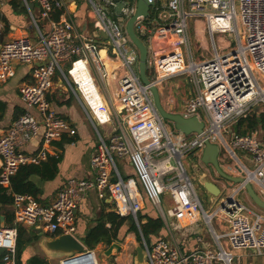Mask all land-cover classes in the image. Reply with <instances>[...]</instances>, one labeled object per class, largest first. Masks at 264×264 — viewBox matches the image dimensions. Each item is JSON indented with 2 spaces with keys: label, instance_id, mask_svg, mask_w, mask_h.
<instances>
[{
  "label": "built area",
  "instance_id": "2783aa9c",
  "mask_svg": "<svg viewBox=\"0 0 264 264\" xmlns=\"http://www.w3.org/2000/svg\"><path fill=\"white\" fill-rule=\"evenodd\" d=\"M23 1L31 13L36 38L23 35L0 42L1 81L16 75L14 62L33 65L31 80L20 86L26 111L0 136V187L12 193L14 211L13 225L0 227V248L5 250L1 264H18L20 225L41 224L53 236L76 235L77 211L91 190H97L101 199L110 193L115 212L131 215L140 226L138 214L145 203L139 182L164 216L162 195L171 197L169 216L191 222L203 219L216 244L214 248L186 253L179 244L159 239L151 246L145 245V264H234L236 250L263 254L264 215L238 199L245 185L238 184L227 196L223 193L216 209H206L183 159L187 154L201 157L207 143L217 144L220 163L243 176L264 197L263 130L239 133L229 129L253 112H264V86L256 74L264 77V0H154L149 15H140L134 22L135 33L147 46L152 84L159 87L175 76L188 78L190 96L178 113L186 118L197 116L205 124L202 132L188 135L170 128L156 108L150 85L141 80L139 55L127 32L128 21L137 13L138 0H83L91 5L89 15L100 22L99 29L106 38L86 33L79 24L73 12L78 0ZM30 1L38 4L39 17L30 10ZM119 3L123 5L117 11ZM199 21L211 37L213 51L209 58L195 56L192 48L191 27L195 30ZM219 34L225 38L231 34L233 40L226 38L221 47ZM65 62L75 63V68L92 66L107 93L100 101L108 97L112 105L121 108V117L109 139L98 133L91 159L95 178H70L52 204L46 206L30 193L12 192L11 177L22 165L40 164L47 159L48 147L54 141L77 134L72 122L61 116L48 98L56 74L61 73L88 110L80 97L81 86L87 82L75 86L65 71ZM36 140L42 141L38 152L28 154L22 150V145ZM115 155L129 158L137 177L124 178ZM219 217L228 224L221 234L212 228L213 220ZM96 259L93 250H86L61 264H97Z\"/></svg>",
  "mask_w": 264,
  "mask_h": 264
},
{
  "label": "crops",
  "instance_id": "0c3cea01",
  "mask_svg": "<svg viewBox=\"0 0 264 264\" xmlns=\"http://www.w3.org/2000/svg\"><path fill=\"white\" fill-rule=\"evenodd\" d=\"M11 2L12 0H0V16L5 17L7 21V24H5L3 20L0 19V42L23 35H27L34 40L36 38V34L34 35L33 31L35 32L36 29L33 25L29 9L22 0L23 6H25L26 10L25 12H19V10L14 8ZM85 9V4L78 2L74 7L73 12L79 24L83 25L84 28L87 29L88 19L91 17L89 14L85 13ZM30 10L36 17L40 16V8L35 1H30ZM200 30L203 34L204 28H201ZM103 52L104 51H102V53ZM103 58L105 57L103 56ZM14 65L16 67V75L7 81L0 80V100L7 103L6 114L4 119L0 122V136L12 125L15 114H18L21 111V113H24L26 111L25 103L20 95V86L24 82L31 80L33 65L20 62H14ZM67 66L69 67L65 71L75 86L77 84L80 85L82 82H87L86 86L80 85V97L86 107L88 106V110L84 108L81 102L80 104L90 118L88 119L91 121H89L91 125L87 122V118L80 114L82 112H79L78 109L74 107L73 97L75 95L68 86L66 80L63 78L61 73L56 74L54 78V85L48 93V98L53 104L55 110L61 116L72 122L77 130V134L74 137L64 135L60 138V140L54 141L48 147L47 159L49 157L59 159L57 174L54 178L43 179L40 175L36 174L31 176V180L40 189L38 200L46 206L52 204V202L57 198L59 190L65 186L70 178H95V172L91 165V159L98 145L99 134L97 137L94 132V127L98 133L109 138L113 129L117 127L116 123H119V118L121 117V108L117 105H112L108 97L107 99L100 101V97H105L107 93L106 89L102 86L97 71L92 68V66L83 65L81 68L80 66L75 68V63L72 62H69V65ZM84 73L85 75L82 76ZM72 75L74 76L72 77ZM176 87L179 88L180 85L176 84ZM190 89L188 90V97L190 96ZM106 100L110 106H107ZM87 102L92 105V108ZM30 111L39 117L36 110L31 109ZM91 116L93 117V120L91 119ZM97 125L102 127V129L109 126V130L106 128V134H103L98 130ZM41 147L42 141L40 142V140H36L22 145V150L31 154L38 152ZM124 161L127 162L128 165L132 166L129 158H125ZM221 166L226 172H228L226 167L227 165L221 164ZM209 168V174L212 181L216 182L218 185L217 180L220 179L222 180L220 182L223 185V188L220 187V196L213 197L212 199L216 205L217 201L224 193L223 190L227 188L228 182L219 178L218 174H214L210 166ZM127 174L129 175L128 177L132 176V173ZM231 174L235 175L233 173ZM205 178L207 177H204L203 179ZM5 192L12 195V193H9L6 189ZM145 209L146 207L144 204V207L139 214L161 217L160 215L149 214L145 211ZM105 212H115L114 203L110 193L107 198L101 199L98 196L97 190H91L83 199L77 211L76 236L79 240L83 242L85 235L97 223V219L101 216V214ZM2 218L4 219V226L13 225L14 211L12 204H2L0 202V227ZM161 218L164 221V226L158 232L150 236L149 243H147L142 233V240L140 242L137 238V233L130 231L129 224H126L120 230V240L116 241L121 246V250L119 252H113L111 255H107L106 250L110 245L103 243L98 244L94 249L87 248V250L94 251L98 264H136L135 259L137 256V247L139 245L145 246L146 244L151 246L159 239H165L179 244L182 250L186 253L197 250L198 248H214L216 246L212 231L203 219H199L196 222H191L185 218L178 220L175 217L169 216L168 213H166L165 216L162 214ZM146 221L147 219L144 218L143 222ZM19 227L23 228V236H25L26 239H32L31 243L22 253L21 264H28V260L35 256L45 259L47 261L46 264H61L62 261L66 259L52 256L44 249L43 240L46 236L51 237V234H49L47 230L41 226V224H38L35 227H28L24 225H20ZM212 228L215 232L221 234L227 231L228 224L224 222L222 217H219L213 220ZM222 242L225 243V240ZM4 253L5 250L0 248V264L2 263ZM234 253L236 255L234 264H264V253L259 254L254 250L249 249L236 250Z\"/></svg>",
  "mask_w": 264,
  "mask_h": 264
},
{
  "label": "rangeland",
  "instance_id": "374dc122",
  "mask_svg": "<svg viewBox=\"0 0 264 264\" xmlns=\"http://www.w3.org/2000/svg\"><path fill=\"white\" fill-rule=\"evenodd\" d=\"M78 2L85 4V7H86L85 13L89 14V11L92 9L91 5L86 1L83 2V0H78ZM99 28H101V24L98 20L93 19V18L88 19V27L86 29V33L90 34ZM201 28H204L203 34L201 33V30H200ZM240 31H241V34L243 35L244 34L243 26L240 27ZM33 33L35 35L36 30H35V32L33 31ZM190 33H191L192 48H193L195 56L201 57V58H203V57L209 58L212 55V51H213L212 48L213 47H212L211 37L209 34H207L204 23L199 21L196 25L195 30H194L193 26L191 27ZM218 36H219V38H218L219 45L221 47L226 44V42H225L226 38L229 40H233V35H231V34H227L226 38L222 34H219ZM199 40L202 43H199ZM221 40H223V42ZM134 51L139 55V53L135 47H134ZM102 54L105 57V53L103 52ZM185 57L187 60L188 57H187L186 52H185ZM67 65H69V63L65 62L64 63V68L66 67L65 70H67V68L69 67ZM256 74L260 80V83L262 84V86H264V77L259 72H256ZM176 84H179L180 87L177 88ZM159 89H160V93H161V101H162L165 109L170 110L171 107H173L174 112H180L182 110L181 107H182L183 102L188 98V95H189L188 90L190 89V84L188 82V78L186 75L175 76V77L167 80L166 82H164L162 85H160ZM106 103H107V106H110L107 100H106ZM73 105H74V107H76L78 109L79 112H82L80 114H82L85 118H87L86 119L87 122L89 123V125H91V123H90L91 121L89 120L90 118L85 113L84 109L82 108V105L80 104V101L77 99L76 96L73 97ZM261 106H263V104L258 106L257 109H260ZM166 122L169 124L171 129H174V126L171 124V122H169V121H166ZM116 126H119L118 122L116 123ZM106 128H108V130H109V126L104 127L103 129H102V127L98 126V130L103 134H106ZM229 129L234 131L235 125H231ZM94 132L98 137V131L96 130L95 127H94ZM227 137L230 138L229 135H227ZM105 138L109 139V138H107V136H105ZM242 155L243 154H241V156ZM125 158H121V157H118L117 155H115L116 163H117L123 177L127 178L129 176L127 173H132L131 175L133 177H137L134 167L128 165V163L124 161ZM183 162H184V165L186 167V170H187L189 176L193 180L194 186L196 188V191L198 193V196H199L204 208L211 210L214 206L213 209H216L218 207V205H215V203L212 201L214 196L204 186L205 180L212 181V178H210V174H209V169H210L209 166L202 162L200 156L194 155V154H187L184 157ZM229 164L233 165L235 163H234V161H230ZM227 171L229 174L233 173V172H230L228 169H227ZM204 177H207V178H205L202 181V179ZM215 180H217V179H215ZM217 181H218L217 183H218L219 187L223 188V185L220 182L222 180L218 179ZM237 186H238V184L228 183L227 188H225L223 190L224 196H227L228 194H230L232 192L233 188L237 187ZM139 190H140L142 197L144 199V203H145V207H146L145 211L149 214L160 215L162 217V213L158 210L157 207L154 206V204L150 201V199H148V197L144 191V188L140 182H139ZM237 197L241 202H243L249 208H251L252 210H255L259 214L264 215V209L258 207L256 204H254L252 202V200L250 199V197L246 193L245 189L242 190L240 193H238ZM170 199H171L170 196L162 195L163 208H164L165 213H167L168 209L173 206V203L170 201ZM168 218H170V217H168Z\"/></svg>",
  "mask_w": 264,
  "mask_h": 264
},
{
  "label": "water",
  "instance_id": "95a60500",
  "mask_svg": "<svg viewBox=\"0 0 264 264\" xmlns=\"http://www.w3.org/2000/svg\"><path fill=\"white\" fill-rule=\"evenodd\" d=\"M122 5V3H119L116 7V10L120 11ZM151 5H154V0H138L137 13L127 23V32L132 42L139 51L138 69L141 80L144 84L150 85V90L153 93V98L157 110L166 121L171 122L175 129L182 131L187 135L194 132H202L205 124L197 116L186 118L182 114L174 112L173 107H171L170 110H166L161 101V93L159 87H157L155 84H152L149 79V74L147 70V46L135 33L134 22L140 15L148 16ZM93 34L106 38V34L102 29L94 31ZM219 153L220 148L217 144L207 143V146L202 153L201 160L204 164L211 167V170L214 174H218V177L225 180L226 182L234 184L243 183L245 185L246 193L248 194L252 202L258 207L264 209V198L256 191L254 186L249 181H247L243 176H235L229 174L222 168L221 163L219 161ZM204 186L214 197L220 196L221 188L215 182L205 180ZM227 201L232 202V199L228 198ZM224 205L225 204L222 203V207H224ZM4 225V219L2 218L1 226ZM48 237L49 236H46V238L43 240V247L52 256H56L59 258L74 257V255L84 253L87 250L86 245L81 240H79L76 235L61 234L51 236L49 238ZM120 250L121 246L115 241L111 243L110 246L107 248L106 254L111 255L113 252H119ZM136 250L137 256L135 259V263L145 264L148 256L146 247L144 245H139Z\"/></svg>",
  "mask_w": 264,
  "mask_h": 264
},
{
  "label": "trees",
  "instance_id": "16d2710c",
  "mask_svg": "<svg viewBox=\"0 0 264 264\" xmlns=\"http://www.w3.org/2000/svg\"><path fill=\"white\" fill-rule=\"evenodd\" d=\"M16 10L25 12L22 0H12L11 2ZM5 24L6 18L1 17ZM7 111V103L0 100V122L4 119ZM22 112V111H21ZM15 114L14 120L18 119L23 113ZM254 129H261L264 132V112H253L246 118L240 119L235 125V130L239 133H246ZM59 159L49 157L46 161L40 164H25L22 165L18 171L11 177V188L14 193H30L38 198L40 189L31 180V176L40 175L43 179H52L56 176L58 170ZM13 196L7 194L3 187H0V202L2 204H12ZM140 227L135 222L131 215L121 216L116 212H105L97 219V223L88 231L83 238V243L89 249H94L98 244L103 243L110 245L111 243L120 240L121 228L129 224V230L137 233V238L141 242V233L149 243L150 236L158 232L163 226L164 221L161 217H152L138 214ZM146 218L147 221L143 222ZM53 236V235H51ZM32 239H26L23 236V228L19 227V234L17 238V260L21 264V256L25 248L31 243ZM47 261L39 256H35L28 260V264H46Z\"/></svg>",
  "mask_w": 264,
  "mask_h": 264
},
{
  "label": "bare ground",
  "instance_id": "6f19581e",
  "mask_svg": "<svg viewBox=\"0 0 264 264\" xmlns=\"http://www.w3.org/2000/svg\"><path fill=\"white\" fill-rule=\"evenodd\" d=\"M223 42V40H221ZM97 262V259L95 260ZM73 264H80V263H73ZM98 264V263H97Z\"/></svg>",
  "mask_w": 264,
  "mask_h": 264
}]
</instances>
